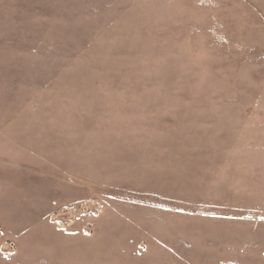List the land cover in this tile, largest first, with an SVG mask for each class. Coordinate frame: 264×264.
<instances>
[{
	"label": "rangeland",
	"instance_id": "374dc122",
	"mask_svg": "<svg viewBox=\"0 0 264 264\" xmlns=\"http://www.w3.org/2000/svg\"><path fill=\"white\" fill-rule=\"evenodd\" d=\"M0 255L264 264V0H0Z\"/></svg>",
	"mask_w": 264,
	"mask_h": 264
},
{
	"label": "crops",
	"instance_id": "0c3cea01",
	"mask_svg": "<svg viewBox=\"0 0 264 264\" xmlns=\"http://www.w3.org/2000/svg\"><path fill=\"white\" fill-rule=\"evenodd\" d=\"M21 218H22V217H21ZM23 240H24V239H23ZM25 241H26V240H24V245H23V246H26V245H27V244L25 243ZM48 244L51 245L50 242H48ZM31 245H33V246L35 247V241H34V243H31ZM58 246H61L60 243L58 244ZM62 247L64 248L65 246H62ZM64 249H65V248H64ZM40 250H41V251H44L45 248H42V249H41L40 246H38V251H40ZM65 250H66V249H65ZM34 252H35V251H34ZM43 254H44V253L41 252L40 254H38V256H39V257L41 256L40 258H46L45 256H42ZM8 256H9V257H15L16 255H15V254H12V255L8 254ZM38 256H37V257H38ZM28 260H29V261H32V262H35V255L33 254V256L31 257V259H28ZM3 262H4V259H3L2 256L0 255V263H3Z\"/></svg>",
	"mask_w": 264,
	"mask_h": 264
},
{
	"label": "built area",
	"instance_id": "2783aa9c",
	"mask_svg": "<svg viewBox=\"0 0 264 264\" xmlns=\"http://www.w3.org/2000/svg\"><path fill=\"white\" fill-rule=\"evenodd\" d=\"M9 247H10L11 250L15 249V245L14 244H9Z\"/></svg>",
	"mask_w": 264,
	"mask_h": 264
}]
</instances>
